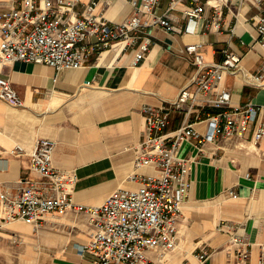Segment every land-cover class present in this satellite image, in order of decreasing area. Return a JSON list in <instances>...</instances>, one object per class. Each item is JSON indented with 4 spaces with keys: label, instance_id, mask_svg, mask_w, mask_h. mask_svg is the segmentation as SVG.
I'll use <instances>...</instances> for the list:
<instances>
[{
    "label": "crops",
    "instance_id": "0c3cea01",
    "mask_svg": "<svg viewBox=\"0 0 264 264\" xmlns=\"http://www.w3.org/2000/svg\"><path fill=\"white\" fill-rule=\"evenodd\" d=\"M91 1L92 13L120 22L131 15L136 0H36L40 8L66 10L69 19L85 13ZM21 2L0 0V13ZM166 2L160 0L154 9L163 14L162 25L149 27L152 42L138 62L133 61L134 50L123 51L114 44L92 52L80 67L57 72L49 65L24 61L0 66V76L10 81L23 101L22 107H14L0 99V195L16 196L23 180L41 179L31 170L28 156L39 137L54 141L53 166L76 176L74 203L94 206L115 189L134 188L136 183L129 180L132 172L155 173L133 163L143 139L142 106L167 107L198 72L183 51L185 44L201 42L203 59L209 63L220 62L223 50L230 48L241 55L240 69L225 72L212 94L227 89L230 106L254 104L257 116L242 136L181 144L177 154L191 162L190 185L175 221L174 245L148 247L144 252L146 264H254L264 257V135L253 143L264 121V43L258 41L254 20L258 8L246 0H221L220 30L206 28L213 10L207 5L193 30L184 32L182 6L162 13ZM167 24L182 31H168ZM221 110L198 106L188 119L203 131L205 117ZM184 118L182 111L170 110L166 132L175 130ZM16 145L24 151L10 154ZM4 216L0 199V223ZM220 222L234 229L218 230ZM94 231L89 215L74 208L45 214L36 229L20 220L3 223L0 264H93L94 255L80 254V248ZM233 231L250 244L243 258L241 249L229 241ZM202 250L208 257L200 262L196 254Z\"/></svg>",
    "mask_w": 264,
    "mask_h": 264
},
{
    "label": "built area",
    "instance_id": "2783aa9c",
    "mask_svg": "<svg viewBox=\"0 0 264 264\" xmlns=\"http://www.w3.org/2000/svg\"><path fill=\"white\" fill-rule=\"evenodd\" d=\"M159 1H133L131 15L116 22L102 14L92 13L93 1L87 4L85 13L69 19L66 10L61 12L50 6L40 8L36 0H22L19 7L12 6L0 13V66L24 61L46 64L57 72L63 68L80 67L92 52L114 44L123 51L134 50L133 61L138 62L152 42L149 27L162 25L163 14L154 13ZM246 1L258 8L254 18L255 29L258 41L264 43V0ZM220 3L221 0H167L162 13L182 6V14L187 21L183 31L190 32L209 5L213 10L206 19V28L218 31L221 28ZM165 29L177 33L182 31L172 24L165 25ZM201 48V42L184 45L183 51L191 56L198 72L187 86L180 89L176 98L168 101L167 107L142 106L143 139L133 163L135 167L149 166L155 173L132 172L129 180L136 183L134 188L115 189L98 205L76 204L71 197L76 176L53 166L54 141L39 137L28 156L31 170L41 179L23 180L25 185L16 196L0 195L5 207L3 223L20 220L36 229L49 212H63L69 208L82 210L89 215L95 231L92 239L80 248V254L84 251L92 253L95 257L93 264H146L145 248L172 247L175 221L190 185L191 162L177 154L181 144L193 140L199 145L242 136L259 110L251 103L230 106L227 89L212 94L225 72L240 69L241 55L225 48L220 62L209 63L204 61ZM0 99L14 107L23 106L10 81L2 76ZM198 106L222 109L205 117L203 131L196 130L188 119ZM173 109L182 111L185 118L175 130L166 132L168 114ZM263 135L264 121L257 127L253 143ZM23 151L20 145H16L9 153L20 154ZM3 223H0V228ZM227 227L234 229L233 225L225 222H220L217 229ZM229 241L241 249V258L249 252L250 244L236 232H232ZM196 256L203 262L208 252L202 250ZM243 264L251 263L244 261ZM254 264H264V257L257 258Z\"/></svg>",
    "mask_w": 264,
    "mask_h": 264
}]
</instances>
